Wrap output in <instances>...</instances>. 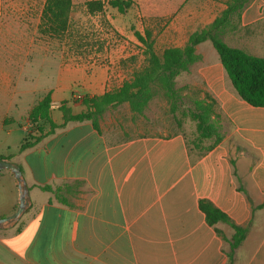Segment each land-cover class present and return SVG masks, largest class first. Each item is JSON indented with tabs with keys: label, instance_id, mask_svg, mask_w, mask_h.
Segmentation results:
<instances>
[{
	"label": "crops",
	"instance_id": "crops-1",
	"mask_svg": "<svg viewBox=\"0 0 264 264\" xmlns=\"http://www.w3.org/2000/svg\"><path fill=\"white\" fill-rule=\"evenodd\" d=\"M22 1L0 0V94L6 114L14 110L16 33L24 35L15 30L16 10L26 21L32 17L34 0ZM226 1L207 0L183 24H172L174 46H184L192 32L210 24ZM223 39L264 57V0H251L241 13L240 28ZM204 43L196 47L201 59L183 72L181 82L200 90V98L208 93L216 100L223 140L192 157L180 131L125 137L123 128L133 113L123 103L102 115L99 130L91 121L69 122L23 152L6 147L0 157L9 156L21 167L31 205L12 228L0 229V264H227L223 236L230 238L233 231L218 223V234L207 223L200 200L211 202L236 225L248 226L233 264H264V108L238 96L218 53ZM115 71L96 63H65L54 74L53 102L66 101L79 113L84 106L73 103V94L83 99L119 88L123 81H113L119 76ZM74 82L81 89L72 87ZM62 85L70 90L68 100L56 90ZM51 115L63 124L58 109ZM77 181L83 189L68 197L70 205L52 201L39 187ZM18 203L14 176L0 171V218L11 215Z\"/></svg>",
	"mask_w": 264,
	"mask_h": 264
},
{
	"label": "rangeland",
	"instance_id": "rangeland-1",
	"mask_svg": "<svg viewBox=\"0 0 264 264\" xmlns=\"http://www.w3.org/2000/svg\"><path fill=\"white\" fill-rule=\"evenodd\" d=\"M19 1L24 2L16 0ZM87 1L89 0H73L69 28L60 38L39 33L40 22L37 18L44 0L33 1L32 17L28 21L21 18L16 10L15 30L24 31V35L18 36L16 33V67L13 71L15 95L12 113H5L0 94V151L5 152L6 147H10L11 151H19L24 140L36 134L38 126L29 120V112L50 88L54 87L55 75L60 66L63 67V64L69 62L87 65L96 63L116 69L115 72L119 76L113 79L114 82L120 79L123 82L129 80L135 71L147 63L144 46L134 32L144 34L145 30H150L155 48L160 53L176 44V38L172 39V24H183L187 15L191 11L199 13L207 0H132V6L125 14H120L110 6H106L102 12L91 14L86 8ZM188 28L190 31L192 26ZM182 34L181 31L180 35ZM30 44L33 47L29 50ZM202 46H209L216 52L210 41H206ZM185 76V73H182L177 78V88L182 89L181 81ZM18 83H22L24 92L18 88ZM70 84L75 89H81L78 82ZM57 87L60 98L70 99L69 88L63 85ZM112 87L111 90L116 89ZM181 93L183 98L176 103L179 110L173 112L169 101L160 91H156L144 113L133 114L132 118L127 120L123 135H169L182 131L193 145L197 131L196 123L184 114L194 105L193 100L197 99L198 95L192 94L191 90H181ZM82 189L83 185L77 183L56 187L57 191L67 196L77 195Z\"/></svg>",
	"mask_w": 264,
	"mask_h": 264
},
{
	"label": "trees",
	"instance_id": "trees-1",
	"mask_svg": "<svg viewBox=\"0 0 264 264\" xmlns=\"http://www.w3.org/2000/svg\"><path fill=\"white\" fill-rule=\"evenodd\" d=\"M251 0H227L226 8L207 26L192 32L187 42L182 47L170 46L162 52L155 48L154 39L150 30L144 34L135 31L136 38L143 44L144 53L147 56L146 65L135 71L129 80L114 90L105 91L102 95L75 100L80 103L84 110L74 113L63 101L55 104L52 99V91L49 90L30 110L29 120L38 129L36 134L26 138L20 145L19 151L23 152L33 148L43 139L54 134L57 128L69 122L91 121L99 130V120L110 108L127 103L134 115L143 114L152 101L155 92L160 91L169 101L171 110H179L176 103L183 98L181 90H191L197 94L194 105L188 108L184 114L196 123V135L193 145L190 144L186 135V143L192 157H201L224 138L223 118L217 110V102L208 93L200 98V90L190 88L188 85L177 88L176 79L183 72L189 71L190 67L198 62L201 57L196 53V47L200 43L210 41L219 55L220 61L230 78L238 96L254 107L264 108V57L254 56L241 48L228 45L223 36L227 32H235L240 28L241 13ZM132 0H89L86 8L89 13L102 12L106 6H110L120 14H125L131 8ZM73 8V0H46L42 9L39 33L49 37L60 38L65 35L69 28L70 14ZM58 109L63 115V124H57L52 118V110ZM182 132V131H180ZM184 133V132H182ZM0 159H11L2 156ZM83 185L82 182H74ZM69 185V184H62ZM58 186H39L43 192L52 195V201L70 205L67 195L56 190ZM75 196V195H71ZM199 207L206 216L207 223L215 227L218 223L230 226L233 233L230 238L223 236L226 242L227 264H233L235 255L241 244L247 237L248 226L236 225L220 209L207 200H200ZM218 234L221 232L215 227Z\"/></svg>",
	"mask_w": 264,
	"mask_h": 264
},
{
	"label": "water",
	"instance_id": "water-1",
	"mask_svg": "<svg viewBox=\"0 0 264 264\" xmlns=\"http://www.w3.org/2000/svg\"><path fill=\"white\" fill-rule=\"evenodd\" d=\"M9 170L16 180L19 190L17 209L9 216L0 218V229L12 228L19 222L31 205L29 186L23 176L21 167L13 161L0 159V171Z\"/></svg>",
	"mask_w": 264,
	"mask_h": 264
},
{
	"label": "built area",
	"instance_id": "built-area-1",
	"mask_svg": "<svg viewBox=\"0 0 264 264\" xmlns=\"http://www.w3.org/2000/svg\"><path fill=\"white\" fill-rule=\"evenodd\" d=\"M73 98H74V100L79 101V100L82 99V96H81L80 94H77V93L75 92V93L73 94Z\"/></svg>",
	"mask_w": 264,
	"mask_h": 264
}]
</instances>
